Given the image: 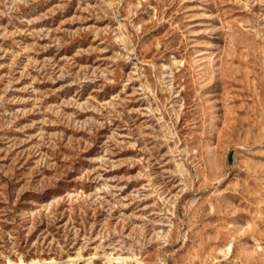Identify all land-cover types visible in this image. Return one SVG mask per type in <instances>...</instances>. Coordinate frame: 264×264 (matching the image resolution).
I'll return each mask as SVG.
<instances>
[{
	"label": "rangeland",
	"instance_id": "1",
	"mask_svg": "<svg viewBox=\"0 0 264 264\" xmlns=\"http://www.w3.org/2000/svg\"><path fill=\"white\" fill-rule=\"evenodd\" d=\"M0 264H264V0H0Z\"/></svg>",
	"mask_w": 264,
	"mask_h": 264
}]
</instances>
